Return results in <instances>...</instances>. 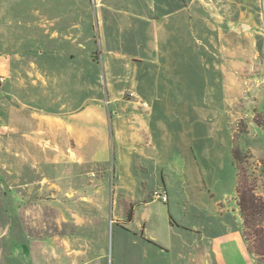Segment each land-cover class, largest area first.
Wrapping results in <instances>:
<instances>
[{
	"label": "rangeland",
	"instance_id": "1",
	"mask_svg": "<svg viewBox=\"0 0 264 264\" xmlns=\"http://www.w3.org/2000/svg\"><path fill=\"white\" fill-rule=\"evenodd\" d=\"M209 4L216 28L182 22L156 47L144 0H0L2 101L57 119L27 157L22 142L0 146V180L28 197L48 259L63 244L82 263L152 264L131 215L133 230L173 217L169 205L199 217L194 193L242 217L239 182L264 199V0Z\"/></svg>",
	"mask_w": 264,
	"mask_h": 264
},
{
	"label": "crops",
	"instance_id": "2",
	"mask_svg": "<svg viewBox=\"0 0 264 264\" xmlns=\"http://www.w3.org/2000/svg\"><path fill=\"white\" fill-rule=\"evenodd\" d=\"M210 0H144L147 8L141 16L144 29L155 31L154 45L160 47L163 38L171 37L179 25L193 29V22H202L207 28H216L213 21L214 16H219L214 7L209 4ZM156 5V6H154ZM242 13H250L243 11ZM195 16V19L193 20ZM197 17V18H196ZM218 19V17H216ZM205 27V28H206ZM0 58V79L5 74L6 65ZM0 90V146L4 142L24 143V155L27 157L28 150L33 142H42L47 134V128L51 122L56 120L47 117L36 116L30 109L29 104H8L2 101ZM86 108L81 114L73 115L72 122L85 117L90 113ZM34 116V117H33ZM36 116V117H35ZM61 123H64L61 120ZM53 124V123H52ZM72 125V124H71ZM74 129V126L71 127ZM215 142V141H213ZM27 148V149H26ZM216 156V155H215ZM15 167V164H14ZM1 168V167H0ZM16 167L12 170L15 174ZM26 189V184H24ZM124 189H131L122 185ZM211 187V186H210ZM136 188V185L135 187ZM202 188H199L200 193ZM213 188V187H211ZM10 190H12L10 192ZM17 190V189H16ZM15 185L6 187L0 180V264H90V257L83 258L85 262H79V252L62 244L55 248V260L48 259V246L40 242L39 246L33 248V231L31 209L28 197L17 199L14 191ZM206 193L205 197H208ZM209 198V197H208ZM190 207L199 217H182V213L176 207L169 205L170 215L173 217L142 218L138 226L133 230L132 225L138 221L137 217L129 223L132 233L140 231L145 239L139 247L147 249V257L152 250L150 261L152 264H262L256 256L252 255L247 247L243 236V221L241 217H217L222 213L230 214L229 210L219 213L218 203L227 199L223 196L221 200H212L206 206L198 200L196 194H189ZM200 201V202H199ZM219 201V202H218ZM153 203L155 202L152 201ZM147 202L142 205H146ZM221 208V207H220ZM175 213L181 214L179 217ZM194 214V213H193ZM178 224L174 225L172 219ZM227 218H232L231 221ZM122 231V230H121ZM40 231V237L47 236ZM122 233V232H121ZM126 233V232H125ZM124 234V232H123ZM128 234V233H127ZM124 239V235H123ZM148 240H150V243ZM125 241V239H124ZM35 246V245H34ZM134 248V247H133ZM191 248L195 255L184 257L185 250ZM71 249V251H69ZM124 250L121 246L120 251ZM133 249L122 253H130ZM40 254V258L36 256ZM48 259V260H47ZM43 260V261H42ZM138 256L135 264H138Z\"/></svg>",
	"mask_w": 264,
	"mask_h": 264
},
{
	"label": "trees",
	"instance_id": "3",
	"mask_svg": "<svg viewBox=\"0 0 264 264\" xmlns=\"http://www.w3.org/2000/svg\"><path fill=\"white\" fill-rule=\"evenodd\" d=\"M239 151H235L233 158L238 161ZM237 164V163H236ZM239 182L238 198L243 220V236L248 250L264 264V199L256 195L255 191L246 193ZM133 220L131 215L129 221Z\"/></svg>",
	"mask_w": 264,
	"mask_h": 264
},
{
	"label": "built area",
	"instance_id": "4",
	"mask_svg": "<svg viewBox=\"0 0 264 264\" xmlns=\"http://www.w3.org/2000/svg\"><path fill=\"white\" fill-rule=\"evenodd\" d=\"M156 195H158V194H156ZM158 197L162 200V202H167L168 201L166 196H164V197L163 196H158Z\"/></svg>",
	"mask_w": 264,
	"mask_h": 264
}]
</instances>
